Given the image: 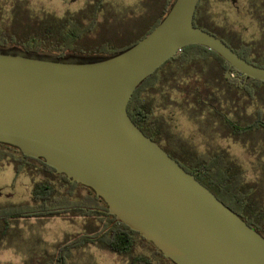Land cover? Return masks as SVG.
<instances>
[{
	"label": "water",
	"instance_id": "1",
	"mask_svg": "<svg viewBox=\"0 0 264 264\" xmlns=\"http://www.w3.org/2000/svg\"><path fill=\"white\" fill-rule=\"evenodd\" d=\"M199 2L174 0L150 34L111 57L0 50V144L90 189L118 223L173 264H264V238L147 137L127 110L135 90L192 45L264 82V68L194 26Z\"/></svg>",
	"mask_w": 264,
	"mask_h": 264
},
{
	"label": "trees",
	"instance_id": "2",
	"mask_svg": "<svg viewBox=\"0 0 264 264\" xmlns=\"http://www.w3.org/2000/svg\"><path fill=\"white\" fill-rule=\"evenodd\" d=\"M245 1L247 13L259 25L258 40L245 41L232 26L218 25L204 9L206 0H200L197 6L194 26L220 38L250 64L264 68V0ZM24 3L18 0L11 16L0 9V50L17 48L28 54L62 59L70 54L106 58L129 49L160 24L174 0H143L145 13L132 24L134 34L128 40L123 39L125 33L118 28L114 40L102 34L103 25L112 19L109 13L104 14L105 0H94L84 11L43 18L30 15ZM46 19L51 24H45ZM127 110L147 137L264 238V164L261 177L247 181L244 169L226 149L210 145L199 151L189 140L175 134L172 116L177 111L184 114L211 140H231L256 152L257 161L262 162L264 82L247 79L214 51L192 45L148 77L135 90ZM5 166L13 167L14 180L22 174L29 175L33 186L28 202L0 206L1 238L20 220H84L83 230L58 243L43 264H70L73 252L88 246L126 258L128 264H154L152 258L136 253L138 242L151 245L154 257L173 264L138 232L118 223L104 201L90 189L57 175L44 161L0 144V170Z\"/></svg>",
	"mask_w": 264,
	"mask_h": 264
},
{
	"label": "rangeland",
	"instance_id": "3",
	"mask_svg": "<svg viewBox=\"0 0 264 264\" xmlns=\"http://www.w3.org/2000/svg\"><path fill=\"white\" fill-rule=\"evenodd\" d=\"M18 0H0V9L6 11L7 16L12 15V9ZM25 2L26 11L38 18L52 17L53 14L63 17L68 12L77 13L89 9V4L94 0H20ZM143 0H105V12L109 13V19L102 27V34L109 35L114 40V34L118 28L124 31V40L133 36L131 26L139 15L145 10ZM235 1V2H234ZM14 7V8H13ZM24 9V10H25ZM204 9L211 14L212 19L221 26H232L238 31L245 41H254L261 38L259 25L253 21L246 11L245 0H206ZM108 11V12H107ZM118 15L114 18L112 16ZM104 16V15H103ZM47 20V19H46ZM87 21V20H86ZM100 22H103L101 19ZM45 24H51L47 20ZM44 24V25H45ZM100 27L96 29L100 32ZM77 56L70 54L67 56ZM55 57V56H54ZM78 57V56H77ZM82 57V56H79ZM175 126L174 133L189 140L199 151L206 148L226 149L232 159L245 171L247 181H256L261 177V167L264 164L257 161V153L236 144L231 140L216 138L210 139L196 124L190 121L180 112L173 113ZM33 186L32 178L22 174L14 180L12 166H5L0 170V206L20 204L28 202L31 198ZM83 195L85 190L81 191ZM84 220L56 217L48 220H20L11 225L10 232L0 240V264H43L53 255L55 246L67 238L80 233L83 230ZM136 253L143 254L154 260V264H168L159 257H154L151 245L137 243ZM70 264H128V259L117 254L103 250L96 246L73 252Z\"/></svg>",
	"mask_w": 264,
	"mask_h": 264
},
{
	"label": "flooded vegetation",
	"instance_id": "4",
	"mask_svg": "<svg viewBox=\"0 0 264 264\" xmlns=\"http://www.w3.org/2000/svg\"><path fill=\"white\" fill-rule=\"evenodd\" d=\"M65 16V15H64Z\"/></svg>",
	"mask_w": 264,
	"mask_h": 264
}]
</instances>
